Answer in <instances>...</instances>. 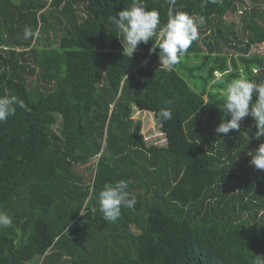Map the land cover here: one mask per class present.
<instances>
[{
    "label": "trees",
    "instance_id": "16d2710c",
    "mask_svg": "<svg viewBox=\"0 0 264 264\" xmlns=\"http://www.w3.org/2000/svg\"><path fill=\"white\" fill-rule=\"evenodd\" d=\"M143 2L163 27L168 0ZM131 3L0 0V96L25 104L0 123V213L12 218L0 227V264L264 260V170L249 155L264 137L251 116L238 131H215L229 118L225 84L264 82V55L250 53L264 44V0H176L205 22L170 72L149 54L152 41L123 52L108 18ZM238 8L236 31L224 18ZM25 26L38 36L26 40ZM133 108L154 115L166 146L146 145ZM161 109L172 119L159 121ZM117 181L136 204L104 221L99 192Z\"/></svg>",
    "mask_w": 264,
    "mask_h": 264
},
{
    "label": "clouds",
    "instance_id": "9594fccd",
    "mask_svg": "<svg viewBox=\"0 0 264 264\" xmlns=\"http://www.w3.org/2000/svg\"><path fill=\"white\" fill-rule=\"evenodd\" d=\"M170 8L168 19L163 27L160 25V14L157 10H148L143 0H132L129 7L123 8L108 19L123 36V52L128 58L141 43L152 41L149 54L158 56L162 70L172 71L180 63L185 52L192 43L199 38V25L203 24L204 17L197 18L188 13L176 9V0H168ZM207 3L218 4L220 0H206ZM24 38H34L38 32H34L30 26L24 28ZM155 37V41L153 38ZM126 45V47H125ZM157 48L159 51L157 52ZM255 94V100L253 96ZM223 98V113L229 118L221 120L215 131L227 135L230 131H238L241 121L248 116L253 118L258 137H264V82L257 84L241 76L234 78L221 89ZM16 106L25 107L23 100L16 95L0 96V123L6 122L10 116H14ZM157 119L161 122L172 119L171 109H161L157 113ZM251 155L250 164L256 169L264 170V143H261ZM126 181L105 183L99 192V211L104 221L115 222L121 215V208H132L136 204V197L127 191ZM12 218L0 213V227H9ZM264 264V260L258 261Z\"/></svg>",
    "mask_w": 264,
    "mask_h": 264
},
{
    "label": "rangeland",
    "instance_id": "374dc122",
    "mask_svg": "<svg viewBox=\"0 0 264 264\" xmlns=\"http://www.w3.org/2000/svg\"><path fill=\"white\" fill-rule=\"evenodd\" d=\"M241 8H238L234 13H228L225 18V24L228 26L234 25V30H238L240 23H239V16H240ZM53 35H50L52 37ZM44 40V39H43ZM126 47V45H125ZM229 49L226 47L224 51L227 52ZM236 51L229 50L228 54L236 57ZM251 54H260L264 55V44H257L253 46L250 50ZM190 63H196V60L190 61ZM35 78L29 79V81L34 80ZM132 119L135 121H140L142 125L141 133L143 135L144 141L147 146L155 145V146H166V140L164 134L161 132L160 124L155 119L154 115L149 112L139 111L136 108L132 109ZM76 170L79 172H83L86 175V178L90 175V170H87V167H77Z\"/></svg>",
    "mask_w": 264,
    "mask_h": 264
},
{
    "label": "bare ground",
    "instance_id": "6f19581e",
    "mask_svg": "<svg viewBox=\"0 0 264 264\" xmlns=\"http://www.w3.org/2000/svg\"><path fill=\"white\" fill-rule=\"evenodd\" d=\"M148 202V201H147Z\"/></svg>",
    "mask_w": 264,
    "mask_h": 264
}]
</instances>
